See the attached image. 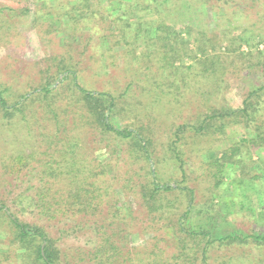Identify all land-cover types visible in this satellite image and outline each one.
Returning <instances> with one entry per match:
<instances>
[{
	"label": "trees",
	"instance_id": "16d2710c",
	"mask_svg": "<svg viewBox=\"0 0 264 264\" xmlns=\"http://www.w3.org/2000/svg\"><path fill=\"white\" fill-rule=\"evenodd\" d=\"M42 1L46 5L37 7V13L50 21L47 34L63 37L61 51L55 56L52 73L43 79L48 81L35 90L39 94L24 95L22 100L11 103L0 94V110L6 120L20 117L30 130L32 125L27 122L36 118L33 111L29 113V101L31 105L43 103L49 122L31 135L47 146L41 152L23 151L11 156L5 168L14 174L38 163L42 173L32 183L34 194L28 198L39 219L50 226L52 221L62 223V234L84 233L93 240L89 247L63 249L59 246L61 237L53 236L45 226L21 221L0 199V218L9 221L12 233L6 242H1L8 246L1 258L10 264L11 259L17 264H233V256L215 253L213 258L215 249L250 243L264 247V235L235 233L213 238L208 229H194V189L179 185L180 181L170 184L163 180L155 130L144 124L134 128L131 122L124 121L119 101L125 91H98L82 77L87 72L91 73L90 79L102 71L110 73L118 68L120 57L145 66L144 61L154 53L170 66L185 58L195 60L200 65V75L214 79L217 87L225 82L224 76H243V81L249 83L241 102H226L221 107L202 104L195 119L174 129L167 149L173 155L176 173L186 182L187 142L212 138L216 143H225L221 156L203 165L213 180V198L225 184L226 171L231 178L234 174L241 180L260 181L257 187L263 194L259 195L262 201L257 210L264 217V0ZM27 10L30 13L32 8ZM208 13L216 18L214 22L208 21ZM147 14L152 18L147 19ZM148 44L157 48L150 50ZM168 65L163 66L165 73ZM175 68L186 74L194 66L188 70L183 66ZM172 85L180 90L179 82L172 81ZM163 95L155 94L156 103L158 100L166 104L160 98ZM86 137L92 139L94 155L102 147H110V163L123 161L122 166L115 165L116 170L125 168L126 184L122 188L126 190L128 186V191H135L140 212L144 211L154 223L143 230L146 234L155 232L149 245V241L141 246L132 244L135 232H130L133 225L127 221L132 217L126 216L124 201L112 190L120 178L109 179L107 164L97 156L79 157L81 141ZM60 146L62 153L57 149ZM120 155L124 158L120 159ZM136 165L138 169L133 171ZM175 191L177 200H171L176 197ZM184 200L186 206L182 209ZM168 237L173 243L170 247Z\"/></svg>",
	"mask_w": 264,
	"mask_h": 264
},
{
	"label": "rangeland",
	"instance_id": "374dc122",
	"mask_svg": "<svg viewBox=\"0 0 264 264\" xmlns=\"http://www.w3.org/2000/svg\"><path fill=\"white\" fill-rule=\"evenodd\" d=\"M52 3L50 2V4ZM45 5V1L42 0H0V94L7 103L20 101L24 95L28 97L31 94H39L35 90L44 84V81H48L47 78L43 79L52 73L55 56L61 51L63 37L60 34H58L59 37L56 34H47L46 30L50 21H45L37 13V7ZM30 7L32 10L29 13L27 9ZM35 16H37L36 20ZM206 17L210 22L216 20L212 13L206 14ZM150 18L152 15L147 14V19ZM226 18L231 19L230 17ZM237 25L246 27L244 23ZM55 27L56 25L52 22L51 28L55 30ZM252 31L254 32L255 29ZM255 33L257 35L259 31H255ZM155 48L157 47L152 48L149 45L150 50ZM247 49L245 45L243 50ZM160 58L158 53H154L150 59L146 60L147 63L144 61V66L131 64L129 60L123 61L120 57L118 68L110 70V73L102 71L99 76L90 79L91 73L87 72L82 77L88 82V86L90 84V88H95L98 91L115 90L120 93L125 91L126 95L119 101L124 121L131 122L130 125L134 128L144 124L155 130V149L157 160L161 162L159 168L163 180L170 184L180 181L179 185L194 189V206L191 215V224L194 229L200 227L208 229L213 238L235 233L264 235V217L257 210V205L262 201V196L259 195L263 194L257 187L260 181L249 179H242V181L234 174H231V178L228 175L229 172L226 171L223 176L225 184L223 188L221 187L222 190L217 191L218 196L213 198V191H216L213 187V180L211 174L204 172L203 165L213 158L220 157L222 149L226 147L225 143H216L212 138L197 140V143L194 142V139L189 140L187 146L184 147L187 150L186 158L189 161L186 182L179 172L176 173L175 163L171 159L173 155L167 149L169 142L173 139L174 129L188 119H195L201 113L202 104L214 103L221 107L226 102L239 103L247 93L249 81H243V76L235 79H232V76L230 78L224 76L225 82L217 87L214 79L212 81L200 75V65L196 64L195 60L185 58L184 62L177 60L173 63L174 66H170ZM165 65H168L166 73L163 68ZM191 65L194 66L192 70L186 69ZM182 66L188 70L186 74L175 68ZM145 67L146 71H144ZM147 67H150L149 71ZM137 68H139V72L135 74ZM165 76L168 79H164ZM227 79L229 80L227 81ZM172 81L179 82V91L172 85ZM158 84H161V87L156 91ZM70 93L72 94V92ZM156 93L164 94L160 98H163L162 101L166 104L158 100L156 103ZM29 105V113L33 111L36 118L32 121L29 118L27 123L32 125L30 130L27 129L26 122L22 121L20 117L6 120L0 110V199L21 221L45 226L53 232H50L53 236L55 234V237H61L62 241H59L61 248L68 249L80 245L89 247L92 245V236L74 232H69L67 235L62 234L59 232L62 223L52 221L50 226L46 220H40L36 209L30 206L29 203L33 202L28 196H33L35 190L33 184L37 182L38 175L42 173V168H39L38 163L14 174L7 172L8 168H5V161L11 156L21 154L23 151L26 153L31 150L41 152L43 147L47 146L45 144L43 146V143L38 140L39 138H34L35 136H32L31 133L36 132L42 125L49 122V116L46 115L48 109L45 110L44 104L41 102L31 105L29 101ZM154 109L157 112L154 113ZM24 112H28V110ZM93 146L92 139H88V137L82 139L80 149H77L79 157L97 156L100 161L107 164L109 179L114 176L120 178L117 180L118 185L112 190L114 193L117 192L124 201L126 216L132 217L127 220L129 224L133 225L130 232H135L131 235L134 240L132 244L141 246L149 241V245L154 241L155 232L154 235L152 232L146 234V231L143 230L144 227L152 226L154 223L152 224L151 218L147 217L144 211L140 212L141 208L136 201L135 191H128L127 185H125L127 186L126 190L122 188L126 184L124 181L125 168L116 170L115 165L122 166L123 161L115 163L112 160L110 163L112 158L108 153L111 151L110 147H102L94 155ZM57 149L59 153L64 152L61 146ZM36 156L38 159L41 158L38 153ZM113 158L115 159L116 156ZM123 158L124 156L120 155V159ZM256 158V156L253 157L254 160ZM137 166L139 165L133 167V171L138 169ZM146 167L148 166L146 165ZM176 194L177 191L173 193L176 197L173 196L171 200H177ZM185 206L186 201L184 200L181 208L183 209ZM9 226V221L0 218V243L6 242L12 236ZM143 234H145L144 237ZM162 243L166 245L165 242ZM162 243H160L161 247ZM167 244L169 247L170 244H173L170 237H168ZM7 247V244L1 243L0 264H10L1 258ZM215 253L220 256H233V264H262L260 262L264 261V247L258 248L251 243L243 246L219 247L213 252V258H216ZM10 261L11 264H17L14 259Z\"/></svg>",
	"mask_w": 264,
	"mask_h": 264
}]
</instances>
